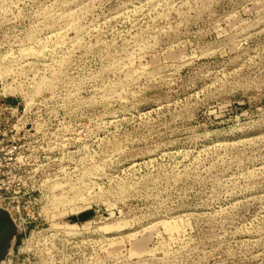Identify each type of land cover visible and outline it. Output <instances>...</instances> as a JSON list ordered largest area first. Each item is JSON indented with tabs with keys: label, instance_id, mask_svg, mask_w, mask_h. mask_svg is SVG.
Segmentation results:
<instances>
[{
	"label": "rangeland",
	"instance_id": "rangeland-1",
	"mask_svg": "<svg viewBox=\"0 0 264 264\" xmlns=\"http://www.w3.org/2000/svg\"><path fill=\"white\" fill-rule=\"evenodd\" d=\"M0 98L4 264H264V0H0Z\"/></svg>",
	"mask_w": 264,
	"mask_h": 264
},
{
	"label": "built area",
	"instance_id": "built-area-1",
	"mask_svg": "<svg viewBox=\"0 0 264 264\" xmlns=\"http://www.w3.org/2000/svg\"><path fill=\"white\" fill-rule=\"evenodd\" d=\"M23 114L24 109L19 111L9 103L0 105V202L1 208L13 218L20 210L21 200L32 190L23 181L29 171L27 158L21 149L24 143L20 142L31 124L28 118L29 122L23 121ZM7 115L10 121L6 119ZM43 159L45 158H36V161L41 162Z\"/></svg>",
	"mask_w": 264,
	"mask_h": 264
},
{
	"label": "water",
	"instance_id": "water-1",
	"mask_svg": "<svg viewBox=\"0 0 264 264\" xmlns=\"http://www.w3.org/2000/svg\"><path fill=\"white\" fill-rule=\"evenodd\" d=\"M92 216L91 210H86L79 213L77 216L71 217V220H86ZM16 233L13 229V221L9 213L0 208V259L4 255V250L7 247L10 238Z\"/></svg>",
	"mask_w": 264,
	"mask_h": 264
},
{
	"label": "bare ground",
	"instance_id": "bare-ground-1",
	"mask_svg": "<svg viewBox=\"0 0 264 264\" xmlns=\"http://www.w3.org/2000/svg\"><path fill=\"white\" fill-rule=\"evenodd\" d=\"M13 229H16V226L13 225ZM17 230V229H16ZM14 236V235H13ZM13 236L10 238L9 240V243L7 245V247L5 248L4 250V255L1 257L0 259V264H4V259H5V256L6 254L8 253V251L10 250V247H11V244H12V241H13Z\"/></svg>",
	"mask_w": 264,
	"mask_h": 264
}]
</instances>
